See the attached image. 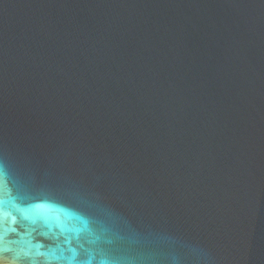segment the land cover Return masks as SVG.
<instances>
[{
  "label": "water",
  "instance_id": "1",
  "mask_svg": "<svg viewBox=\"0 0 264 264\" xmlns=\"http://www.w3.org/2000/svg\"><path fill=\"white\" fill-rule=\"evenodd\" d=\"M264 264V0H0V264Z\"/></svg>",
  "mask_w": 264,
  "mask_h": 264
},
{
  "label": "clouds",
  "instance_id": "2",
  "mask_svg": "<svg viewBox=\"0 0 264 264\" xmlns=\"http://www.w3.org/2000/svg\"><path fill=\"white\" fill-rule=\"evenodd\" d=\"M211 258L208 257L207 255H203L201 264H210Z\"/></svg>",
  "mask_w": 264,
  "mask_h": 264
}]
</instances>
